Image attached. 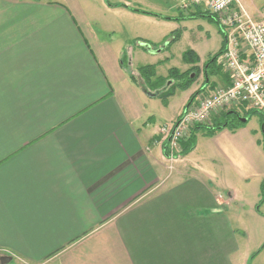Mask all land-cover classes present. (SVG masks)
<instances>
[{
	"label": "crops",
	"instance_id": "1",
	"mask_svg": "<svg viewBox=\"0 0 264 264\" xmlns=\"http://www.w3.org/2000/svg\"><path fill=\"white\" fill-rule=\"evenodd\" d=\"M146 5L0 0V264H264L260 124L195 134L169 171L159 131L198 85L173 105L123 66L167 45L131 22L188 16Z\"/></svg>",
	"mask_w": 264,
	"mask_h": 264
},
{
	"label": "built area",
	"instance_id": "2",
	"mask_svg": "<svg viewBox=\"0 0 264 264\" xmlns=\"http://www.w3.org/2000/svg\"><path fill=\"white\" fill-rule=\"evenodd\" d=\"M236 3V0L181 2L183 11L204 7L218 16L226 41L220 58L231 74L229 85L214 89L209 95L196 96L171 126L161 127L159 132L165 142L164 148L169 147L170 152L180 151V143L190 134L192 127L209 126L216 114L242 110L257 111L264 116V24L238 13Z\"/></svg>",
	"mask_w": 264,
	"mask_h": 264
},
{
	"label": "rangeland",
	"instance_id": "3",
	"mask_svg": "<svg viewBox=\"0 0 264 264\" xmlns=\"http://www.w3.org/2000/svg\"><path fill=\"white\" fill-rule=\"evenodd\" d=\"M50 1H58V2H61L64 4L74 3L77 5H83V7H85L87 5L95 7V5L100 3L101 0H50ZM105 1L106 2L107 1L113 2L114 0H105ZM130 2L139 3V4L146 3L147 4L146 6H150V7H148V8H150L149 10H152L154 12H158V11H155V8L158 7V8H160L159 12H162V14L167 13V10L165 9V8H167L170 11V13H168V14L176 15V14H179L178 11L181 10L182 0H130ZM249 2H251L253 4L252 8H256V7H258V8L252 9L251 11H249V10H245V9L241 8L239 6V4L236 3L238 13L245 15L246 17L250 18L252 21H256V22L264 24V0L248 1V4H250ZM238 6H239V8H238ZM92 9H94V8H92ZM201 10L205 12L204 7H202ZM183 12L188 13L189 11H183ZM189 13H191V12H189ZM213 16L216 18L217 24L212 22L211 20H209L207 17H202V16H199V17L195 16L192 18H184L183 20H180L181 22L177 21V23H175V21H173V20H166V19L165 20H157L154 17L150 18L151 21L149 23L148 22H146V23H143V22L132 23L131 22V28L135 29V31L139 34H146L145 36L144 35H142V36L149 38L151 41H153V40L155 41V40L162 38L164 40L162 42V45H165L167 43V41H170L172 39L171 37L173 36V34H172L173 30L174 31L180 30L181 34H180V38L177 41L166 45L165 50H164V54L162 56H160L161 57L160 60L157 61V63H152V64H138V63H135L134 59H133L132 64L128 63V59L130 58L132 52L135 50H141L142 49L137 40H132V41L130 40V43H129L130 49H128V47H125V49L122 52L121 59L123 61V66L125 68H127L131 78H134L133 80L138 85L143 84L150 92H153L154 89H150L144 83V80L140 76V73L138 70H139V67H141V66L154 65L155 66V75L157 77L163 78L164 83L166 81V83L163 84L159 88V89H163L165 91L166 88H168L173 83L172 78L168 77V70L169 69L174 68V69L178 70L179 72H183V71L188 70L191 67L190 64L184 63L181 59L182 53L184 51L190 49L191 47L196 48V50L198 51V53L201 56L203 63H205L211 56H213L219 50V48L221 46V42H222V35L225 36L224 35V27H221L222 25H220V23L218 21V16H215V15H213ZM99 17H100V15H99ZM102 19L103 20L105 19V21H107L108 19L115 20L117 23L121 22V24H124L122 17L119 18L117 15L115 16L112 14H109V15L106 14V16L102 17ZM120 29H122V28H120ZM151 46L153 49H159L160 45L159 44H152ZM146 58H147L146 59L147 62H150L152 59H154V56L148 55ZM203 63L202 64L198 63V67L202 68ZM216 63H217V65H219L221 67L222 75L210 76L208 85H203V74L201 71L199 76L197 77V79L193 83V84L198 85V89L195 90V92L196 91H198V92L195 93V95H193L192 98H190V100L185 105L184 109L187 107V105L196 96H198V95H202V96L209 95L214 89L225 87L223 84L224 80H223L222 76L225 74L230 79L231 73L228 70H226V68H225L224 64L222 63V60L220 57L217 59ZM212 84H213L214 88L210 87V86H212ZM207 86H208V88H206ZM202 87H203V89H200ZM181 91H183V90L175 89L173 94L170 97L166 98V100H168L169 98H172L174 96L172 104L175 105L176 103H180L181 101H183V98L185 95ZM184 109L171 123H169L168 125H164L162 127L171 126V124L175 120H177V118L183 113ZM237 112L240 115V117H244L243 116L244 111L237 110ZM218 115L219 114H216L215 116L212 117V119L214 117H217ZM258 122H259L258 115H252V116H250V118L248 120H246V122H243V123H245V124L249 123L250 126H252V125L254 126L255 123H258ZM210 123H212V122H210ZM204 126H207V125H204ZM192 129H193V127H192ZM260 130H261V127H260ZM197 133H204L205 134L206 131L203 129H199V130H197V132L195 134H197ZM261 136H262V132H261ZM161 144H163V146L165 147V142L163 140H161ZM180 151H181V149H180ZM180 151L170 152L169 147L164 148V152H165L164 158H165V161L167 163V167H168L169 171L173 170L176 162L188 153V152L187 153H181ZM168 155L170 156L169 158L167 157ZM196 160H198V159H196ZM263 198H264V195H263V197L261 195L260 200H262ZM259 205H260V202L258 203L257 206H259ZM261 210L264 211V206L261 207Z\"/></svg>",
	"mask_w": 264,
	"mask_h": 264
},
{
	"label": "trees",
	"instance_id": "4",
	"mask_svg": "<svg viewBox=\"0 0 264 264\" xmlns=\"http://www.w3.org/2000/svg\"><path fill=\"white\" fill-rule=\"evenodd\" d=\"M198 9V10H197ZM132 11L140 12V13H146L148 15L152 16H157L154 13H147L144 11H140L138 9H131ZM187 11L191 12L188 14L186 18H192L195 16H202V17H207L209 20L217 24L216 18L209 13L208 11L205 10L202 11L199 9V7H191ZM158 17V16H157ZM173 36L171 37L172 39L170 41H167V45L171 44L172 42L177 41L180 38L181 31L180 30H175L173 31ZM226 48V41L225 37L222 35V42L219 50L211 56L205 63H203L202 68L198 67L199 63V57L197 54L192 51L191 49H188L182 53V61L186 64H190L191 67L183 72H179L178 70L171 68L168 70V77L172 78L173 83L166 88L165 91H162L158 94L157 97H159L163 102L166 100V98L170 97L175 89L179 90H186L188 89L197 79L199 76L200 72L202 71L203 74V85H208L209 83V77L210 76H219L222 75L221 73V67L217 65V59L222 55V53L225 51ZM201 69V70H200ZM139 73L142 79L144 80V83L150 88L154 89L153 91L158 90L163 84V78L157 77L155 75V66L154 65H145L139 67ZM222 78L226 80V82L229 80L228 84L226 83V86L230 84V79L227 75H223ZM213 86V84H212ZM211 88H214V86ZM212 90V89H211ZM198 91L194 92L191 94V97L195 95ZM244 117H240L237 111H226L220 113L217 117H214L212 119V123L210 126H204V125H196L193 127V129L190 131L189 136L180 143V149L181 153H187L189 152L193 146H194V138H195V133L199 129H203L206 131L205 135L211 136L214 134L216 131H219L223 128L227 129H235L240 126L245 125V123L241 122L239 118H246L247 120L250 118L252 115H258L259 117V124L261 127V132H262V144L264 147V116L257 112V111H248V112H243ZM261 195L263 197L264 195V182L261 184Z\"/></svg>",
	"mask_w": 264,
	"mask_h": 264
},
{
	"label": "water",
	"instance_id": "5",
	"mask_svg": "<svg viewBox=\"0 0 264 264\" xmlns=\"http://www.w3.org/2000/svg\"><path fill=\"white\" fill-rule=\"evenodd\" d=\"M239 119H240L241 122H246V120H247L246 118H239ZM9 260H10L9 258L4 257V258L1 259V262L5 263V262H8Z\"/></svg>",
	"mask_w": 264,
	"mask_h": 264
}]
</instances>
